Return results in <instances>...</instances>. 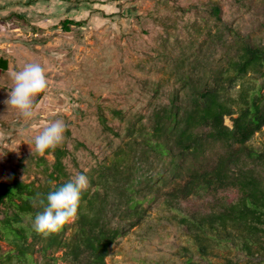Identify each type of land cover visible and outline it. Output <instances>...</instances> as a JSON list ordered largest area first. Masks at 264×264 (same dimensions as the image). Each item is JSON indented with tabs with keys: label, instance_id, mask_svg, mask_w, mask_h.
Segmentation results:
<instances>
[{
	"label": "rangeland",
	"instance_id": "1",
	"mask_svg": "<svg viewBox=\"0 0 264 264\" xmlns=\"http://www.w3.org/2000/svg\"><path fill=\"white\" fill-rule=\"evenodd\" d=\"M64 20L72 22L68 31ZM243 43L264 47V0H0V59L7 61V69H0V182H48L53 153H37L33 138L62 119L68 127L57 148L66 152L67 178L85 174L92 192L102 172L110 177L107 217L110 226L126 232L106 264H254L231 247L221 250L203 239L208 253L200 256L181 225L183 217L206 216L236 200V192L169 205L167 195L184 179H177L170 159L132 142L139 129L151 130L154 114L173 100L189 110L194 93L210 88L222 86L232 97L241 86L264 93V70L237 78L227 69ZM28 63H40L49 82L35 98L31 119L3 103L13 87L11 74ZM224 123L231 126L229 118ZM249 145L264 150V128ZM206 152L205 164L211 165L221 144ZM176 161L181 168L194 165L186 156ZM128 184L141 216L126 220ZM72 222L65 237L73 232ZM9 249L0 240L1 252ZM189 256L192 263L186 262ZM34 259L42 262L36 252Z\"/></svg>",
	"mask_w": 264,
	"mask_h": 264
},
{
	"label": "trees",
	"instance_id": "2",
	"mask_svg": "<svg viewBox=\"0 0 264 264\" xmlns=\"http://www.w3.org/2000/svg\"><path fill=\"white\" fill-rule=\"evenodd\" d=\"M213 12L217 14L219 9L214 8ZM71 23L63 21L65 31ZM0 69H7L6 60L0 59ZM227 69L237 78L249 73L263 75L264 47L241 44L236 59L229 61ZM221 87L195 92L189 110H182L173 100L169 109L154 114L151 130L139 129L132 142L142 143L158 158L170 159L177 179H184L167 195L169 205L190 197L236 192V200L221 203L218 210L206 216L181 218V225L196 240L200 256L208 253V244L203 242H211L221 250L231 247L254 264H264V150L249 145L264 128V93L241 86L232 97L225 95ZM225 118L230 119V127L224 123ZM214 144H221V155L206 165L209 160L206 151ZM45 152L54 156L45 185L14 178L0 182V240L10 247L7 252L0 250V264H56L58 259L67 264H106L110 248L126 232L120 225L110 226L107 217L112 207L108 197L110 177L106 172L94 185L95 190L82 193L69 236L64 235L67 223L59 233L48 236L34 230L35 215L43 208L33 197L40 193L47 203L46 195L70 180L62 163L65 150ZM183 156L194 165L181 168L176 158ZM125 190L129 192V204L122 213L126 220L139 218L141 210L139 201L133 198L135 190L129 184ZM56 251L62 253L59 258L53 256ZM185 251L189 253L188 249ZM35 252L41 263L34 259ZM191 260L189 256L186 262L192 263Z\"/></svg>",
	"mask_w": 264,
	"mask_h": 264
},
{
	"label": "clouds",
	"instance_id": "3",
	"mask_svg": "<svg viewBox=\"0 0 264 264\" xmlns=\"http://www.w3.org/2000/svg\"><path fill=\"white\" fill-rule=\"evenodd\" d=\"M11 78L13 87L8 91V97L3 101L4 105L7 109L10 107L17 110L26 119L33 118L35 98L48 88L45 69L40 63H28L21 70L14 71ZM67 127L62 119L48 124L33 138L35 151L43 154L46 150H55L64 142ZM89 186V178L83 173H77L68 182L50 191L46 195L47 203L42 194L37 193L33 199L38 201L43 211L35 215L34 230L44 236L59 233L66 223L77 218L82 193L87 191Z\"/></svg>",
	"mask_w": 264,
	"mask_h": 264
}]
</instances>
